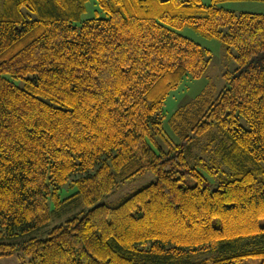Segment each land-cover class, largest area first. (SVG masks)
<instances>
[{"label": "trees", "instance_id": "1", "mask_svg": "<svg viewBox=\"0 0 264 264\" xmlns=\"http://www.w3.org/2000/svg\"><path fill=\"white\" fill-rule=\"evenodd\" d=\"M87 1L0 0V257L264 264V14L95 0L104 16L82 20ZM184 27L235 48L236 66L173 111L169 135L167 95L210 62ZM146 171L154 181L98 202Z\"/></svg>", "mask_w": 264, "mask_h": 264}, {"label": "rangeland", "instance_id": "2", "mask_svg": "<svg viewBox=\"0 0 264 264\" xmlns=\"http://www.w3.org/2000/svg\"><path fill=\"white\" fill-rule=\"evenodd\" d=\"M204 4H210L211 0H202ZM218 7L240 12H252V13H263L264 14V1H253V0H235V1H223L216 4ZM99 7L95 0L87 1V11L82 15V20L88 17L97 16L103 17L102 12H98ZM182 35L192 39L193 41L200 44L204 49L209 51L210 62L206 73L199 78L185 77L179 85L170 91L167 95L164 104L163 112L165 117L163 120V128L165 131L172 135V131L169 125L170 115L180 106H183L187 102L195 98L203 89L208 87L216 88L217 90L223 85L222 73L228 70H233L236 66L234 54H236L235 48L231 49V52L227 51L220 40L216 38H206L190 27H184L177 30ZM215 86V87H214ZM155 175L152 171H146L140 176L133 180H127L121 182L118 187L113 189L110 193L104 195L98 202L111 203L115 202L129 193H132L141 187L154 181ZM75 189L62 191V198L69 196L74 193ZM97 202V203H98ZM87 206L83 203L78 202L72 207H66V209L60 214L56 215L53 213L49 223L44 226L41 230L33 233L35 236L45 238L48 231L55 225L63 222L68 217L79 215L82 211L86 210ZM264 221V220H263ZM0 264H31L30 256H22L17 253L9 256H1ZM242 264H260V258L253 257L245 259Z\"/></svg>", "mask_w": 264, "mask_h": 264}]
</instances>
